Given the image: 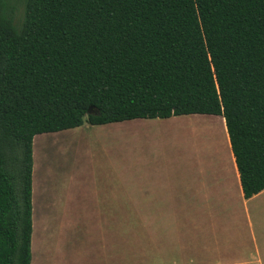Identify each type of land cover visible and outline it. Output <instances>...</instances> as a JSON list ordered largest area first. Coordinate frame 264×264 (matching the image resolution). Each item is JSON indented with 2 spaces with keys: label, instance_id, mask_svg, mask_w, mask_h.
Masks as SVG:
<instances>
[{
  "label": "trees",
  "instance_id": "obj_1",
  "mask_svg": "<svg viewBox=\"0 0 264 264\" xmlns=\"http://www.w3.org/2000/svg\"><path fill=\"white\" fill-rule=\"evenodd\" d=\"M23 1L16 26L0 0V264H30L38 133L222 115L244 197L264 188V0Z\"/></svg>",
  "mask_w": 264,
  "mask_h": 264
},
{
  "label": "crops",
  "instance_id": "obj_2",
  "mask_svg": "<svg viewBox=\"0 0 264 264\" xmlns=\"http://www.w3.org/2000/svg\"><path fill=\"white\" fill-rule=\"evenodd\" d=\"M184 115L220 118L227 154L222 162L205 169L200 166L198 160L189 159L180 174L173 176L164 172L159 174L157 180L151 181L142 180L145 175L142 167L161 166L167 162L144 159L142 156V151L147 150L151 154L165 144L158 140L159 129L148 127V123L182 115L134 118L103 124H90L85 121L86 126L113 125L118 128L106 134L114 140L118 148L111 143L110 153L104 152L102 156L93 154L92 157L88 155L91 158L87 157L85 167L107 168L112 177L118 178L119 186L122 183L126 186L127 182L152 185L141 186L129 194L126 189L122 193L120 188L117 194L112 188H108L103 195L95 194L94 198L100 201L91 203L93 209H98L97 216L93 219L80 215L76 218L61 216L68 214L65 207H62L65 210L61 211L60 216L54 215V212L52 215L45 213L47 209L53 211L54 208L60 207L55 205L54 198L50 199L48 195L53 188L52 184L48 183L49 177L43 175V183L35 181V171L38 166L41 169L43 160L41 162L40 158L37 164L33 156L30 264H49L54 261L56 253L63 247L61 242L65 245H71L73 242V248L82 251L79 255L84 254L87 263L79 264H127L125 236L121 241L120 235L104 232V228L101 232L92 234L81 232L89 230L85 227L88 224L97 225L99 229L114 223L113 219L106 216V212L121 211L127 207L158 210V216L153 219H158L160 226L158 224L155 229L153 223L149 248L137 250L138 257L141 254L145 264H264V188L248 198L244 197L222 115ZM83 123L80 126H83ZM186 126L191 127L192 122ZM58 170L64 185L63 177L66 176L62 163L58 165ZM58 181L60 184V179ZM38 207L41 209L39 214ZM68 226L75 227L70 229ZM74 259V262H77V259Z\"/></svg>",
  "mask_w": 264,
  "mask_h": 264
},
{
  "label": "rangeland",
  "instance_id": "obj_3",
  "mask_svg": "<svg viewBox=\"0 0 264 264\" xmlns=\"http://www.w3.org/2000/svg\"><path fill=\"white\" fill-rule=\"evenodd\" d=\"M9 2L12 7V21L16 26H19L24 15V1L9 0ZM189 122H192L191 127L186 126ZM85 124L87 123L84 121L83 126L57 132L39 133L33 137L32 161L33 156H35L37 164H39L40 158L41 162L43 160L41 169H39L40 166H36L34 179L43 183V175L49 177L48 183H51L53 188L48 195L50 199L53 197L55 205L60 207L59 209L54 208L53 211L47 209L45 212L47 215H52L54 212V215L60 216L61 211L65 210L62 207H65L68 214H61V216L76 218L80 215L86 216L87 219H93L94 216H97L98 209H93L91 203L100 201V199L96 200L94 198L95 194L103 195L108 188L116 190V194L119 193V188L122 193L126 189L127 194H129L131 191L141 188V186H152L150 184H131L130 182H127L126 186L123 183L119 186L118 178L112 177L107 168L101 166L85 167L84 164H87L88 155L92 157L93 154L102 156L104 152L106 154L110 153L111 143L117 147L113 142L114 140L106 134L110 130L116 131L118 129L117 126L113 125L102 127L99 125L86 126ZM148 127L159 129L160 137H158V140L163 141L165 144L158 151L151 154L147 150L142 151V156L144 159L149 160H166L167 164L143 166L142 172L145 175L142 180H157L159 174L164 172L176 176L182 172L185 163L189 159L198 160L200 166L204 169L214 167L218 162H222L227 154L220 118L210 119L206 116L182 115L170 117L168 120L150 121ZM115 155L117 156V154ZM61 163L64 166V175L66 176L63 177L64 185L58 172V165H61ZM16 187L19 186L16 185ZM82 203L83 205H81ZM78 206L80 208H77ZM37 212L38 214L41 213L39 207ZM106 216L113 219L114 223L102 226L99 229L97 225L88 224L85 225L89 228L87 232L80 231L92 234L104 228V232L120 235L121 241L125 236L127 264H145L142 255L140 254L138 257L137 250L138 248H149V237L153 223L155 229L158 228V224L160 226L158 219H155V221L153 219L154 216H158V210H138L134 207H127L121 211L109 210L106 212ZM73 227L75 226H68L70 229ZM75 243L77 244V242ZM61 244L63 247L56 253L55 260L50 261L49 264L87 263L85 255H79L82 251L73 248V242H71V245H65L64 242H61ZM74 258L77 259V262H74Z\"/></svg>",
  "mask_w": 264,
  "mask_h": 264
}]
</instances>
